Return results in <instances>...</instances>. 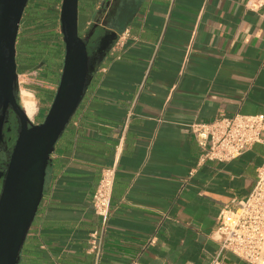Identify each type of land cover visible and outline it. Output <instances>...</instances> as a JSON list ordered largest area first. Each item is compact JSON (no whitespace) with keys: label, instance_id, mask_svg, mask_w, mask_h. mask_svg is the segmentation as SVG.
Segmentation results:
<instances>
[{"label":"crops","instance_id":"obj_1","mask_svg":"<svg viewBox=\"0 0 264 264\" xmlns=\"http://www.w3.org/2000/svg\"><path fill=\"white\" fill-rule=\"evenodd\" d=\"M249 1L80 0L82 37L101 42L129 31L130 39L124 51L112 48L56 145L20 264H95L92 197L113 166L100 264L219 257V213L255 187L264 145L200 163L190 126L264 115V7L250 10ZM220 262L249 264L231 253Z\"/></svg>","mask_w":264,"mask_h":264},{"label":"water","instance_id":"obj_2","mask_svg":"<svg viewBox=\"0 0 264 264\" xmlns=\"http://www.w3.org/2000/svg\"><path fill=\"white\" fill-rule=\"evenodd\" d=\"M29 1L0 0V143L5 142L10 111L17 122L14 145L0 177V264H20L43 200L56 145L117 40L115 34L105 35L103 48L90 55L89 40L79 30L80 0H62L60 26L65 55L60 82L46 117L34 125L18 101L17 41Z\"/></svg>","mask_w":264,"mask_h":264},{"label":"built area","instance_id":"obj_3","mask_svg":"<svg viewBox=\"0 0 264 264\" xmlns=\"http://www.w3.org/2000/svg\"><path fill=\"white\" fill-rule=\"evenodd\" d=\"M101 4L114 0H99ZM264 0H250L247 8L259 10ZM130 39L129 31L116 40L113 51L122 52ZM202 149L200 163L234 161L252 151L256 145H264V115L220 116L207 122L190 126ZM117 175L116 166L102 170V177L92 197V206L99 220V227L90 234L89 253L95 264L103 255V236L110 217L112 195ZM214 234L221 245L220 255L212 264H221L220 256L231 253L249 264H264V162L258 169L257 182L249 196L222 209L217 218Z\"/></svg>","mask_w":264,"mask_h":264},{"label":"trees","instance_id":"obj_4","mask_svg":"<svg viewBox=\"0 0 264 264\" xmlns=\"http://www.w3.org/2000/svg\"><path fill=\"white\" fill-rule=\"evenodd\" d=\"M60 0H30L25 11L17 41L18 74L27 72L44 60L48 53L50 63L45 66L46 72L40 79L46 85L40 92L48 106H51L55 94L49 91L58 88L63 68V41L52 45L54 33L59 21L57 7ZM57 91V89H56ZM40 95V94H39ZM22 259V255H21Z\"/></svg>","mask_w":264,"mask_h":264},{"label":"rangeland","instance_id":"obj_5","mask_svg":"<svg viewBox=\"0 0 264 264\" xmlns=\"http://www.w3.org/2000/svg\"><path fill=\"white\" fill-rule=\"evenodd\" d=\"M61 4H62V0H60L59 5H58L57 10H56L57 14H58L59 21L57 22V26H56L55 33H54L55 37L51 43L52 45H57L59 42L63 41V36L61 33V26H60ZM64 52H65V49H64ZM64 55H65V53H64ZM49 59L50 58H48V53H47L44 60H42L32 70L27 71V72H21L19 74V78H18V82H19L18 101H19V104L21 106L23 104V99H24L23 92H28V93L32 94L31 98L37 104V108H38L37 114L34 116V118L32 120H30L32 122V124H34V125H36L38 123L40 124L44 120V118L46 117L47 112L50 108V106H48V103L46 102L44 97L41 96L42 93L40 92L41 90L44 89V86H42V85H46L45 81L41 80L40 77L43 74H45V72H46L45 66L50 63ZM63 62H64V59H63Z\"/></svg>","mask_w":264,"mask_h":264},{"label":"flooded vegetation","instance_id":"obj_6","mask_svg":"<svg viewBox=\"0 0 264 264\" xmlns=\"http://www.w3.org/2000/svg\"><path fill=\"white\" fill-rule=\"evenodd\" d=\"M109 42L110 40H106L105 42ZM104 43L98 42L96 40H90L88 42V50L90 55H94L97 51L103 48ZM9 122L5 125L4 135H5V142L0 143V177L1 174L5 171V167L7 164V160L9 154L11 152L12 146L14 145V141L16 138V130H17V122L15 119V115L12 111L9 114ZM3 184V178H0V191Z\"/></svg>","mask_w":264,"mask_h":264},{"label":"bare ground","instance_id":"obj_7","mask_svg":"<svg viewBox=\"0 0 264 264\" xmlns=\"http://www.w3.org/2000/svg\"><path fill=\"white\" fill-rule=\"evenodd\" d=\"M23 96H24V99H23L22 109L24 110L27 117L30 120H32L38 111L37 104L31 98L32 94L28 92H23Z\"/></svg>","mask_w":264,"mask_h":264}]
</instances>
